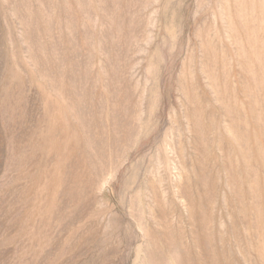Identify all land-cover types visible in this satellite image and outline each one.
I'll return each mask as SVG.
<instances>
[{"label":"rangeland","instance_id":"374dc122","mask_svg":"<svg viewBox=\"0 0 264 264\" xmlns=\"http://www.w3.org/2000/svg\"><path fill=\"white\" fill-rule=\"evenodd\" d=\"M0 264H264V0H0Z\"/></svg>","mask_w":264,"mask_h":264}]
</instances>
